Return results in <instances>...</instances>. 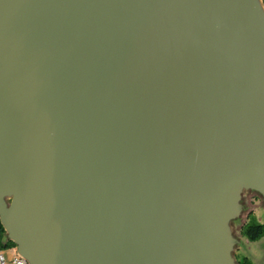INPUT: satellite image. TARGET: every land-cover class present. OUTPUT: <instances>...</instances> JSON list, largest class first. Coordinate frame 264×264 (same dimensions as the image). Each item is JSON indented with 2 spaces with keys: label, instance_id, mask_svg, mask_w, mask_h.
Here are the masks:
<instances>
[{
  "label": "water",
  "instance_id": "obj_1",
  "mask_svg": "<svg viewBox=\"0 0 264 264\" xmlns=\"http://www.w3.org/2000/svg\"><path fill=\"white\" fill-rule=\"evenodd\" d=\"M243 190L261 0H0V223L28 264H235Z\"/></svg>",
  "mask_w": 264,
  "mask_h": 264
},
{
  "label": "rangeland",
  "instance_id": "obj_2",
  "mask_svg": "<svg viewBox=\"0 0 264 264\" xmlns=\"http://www.w3.org/2000/svg\"><path fill=\"white\" fill-rule=\"evenodd\" d=\"M237 204L241 210L229 223L230 234L235 241L231 252L235 264H238L237 259L240 257H246L253 264H264V238L257 242H249L242 235V228L248 222L249 215L254 216L259 224H264V196L253 190H243ZM6 240L9 241L5 232L3 241ZM12 249L0 251L7 264L12 259Z\"/></svg>",
  "mask_w": 264,
  "mask_h": 264
},
{
  "label": "trees",
  "instance_id": "obj_3",
  "mask_svg": "<svg viewBox=\"0 0 264 264\" xmlns=\"http://www.w3.org/2000/svg\"><path fill=\"white\" fill-rule=\"evenodd\" d=\"M262 5L264 6V0ZM242 235L249 242H257L264 238V224H259L254 216H248V222L242 228ZM5 236L4 229L0 223V251L7 248H15V245L10 241H3ZM238 264H252L246 257H240L237 259Z\"/></svg>",
  "mask_w": 264,
  "mask_h": 264
},
{
  "label": "built area",
  "instance_id": "obj_4",
  "mask_svg": "<svg viewBox=\"0 0 264 264\" xmlns=\"http://www.w3.org/2000/svg\"><path fill=\"white\" fill-rule=\"evenodd\" d=\"M12 252V259L9 264H28V262L22 258L20 255L17 254L16 249L13 248ZM0 264H7L4 255L0 252Z\"/></svg>",
  "mask_w": 264,
  "mask_h": 264
},
{
  "label": "crops",
  "instance_id": "obj_5",
  "mask_svg": "<svg viewBox=\"0 0 264 264\" xmlns=\"http://www.w3.org/2000/svg\"><path fill=\"white\" fill-rule=\"evenodd\" d=\"M263 6V5H262ZM263 8H264V6H263ZM249 260V259H248ZM250 261V260H249ZM251 262V261H250ZM252 263V262H251ZM253 264V263H252Z\"/></svg>",
  "mask_w": 264,
  "mask_h": 264
}]
</instances>
